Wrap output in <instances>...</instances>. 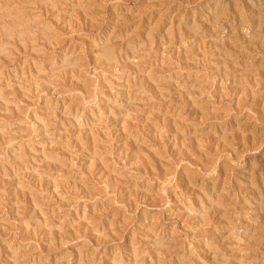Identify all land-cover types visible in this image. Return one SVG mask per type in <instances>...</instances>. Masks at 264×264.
Here are the masks:
<instances>
[{
  "label": "rangeland",
  "instance_id": "rangeland-1",
  "mask_svg": "<svg viewBox=\"0 0 264 264\" xmlns=\"http://www.w3.org/2000/svg\"><path fill=\"white\" fill-rule=\"evenodd\" d=\"M0 264H264V0H0Z\"/></svg>",
  "mask_w": 264,
  "mask_h": 264
}]
</instances>
